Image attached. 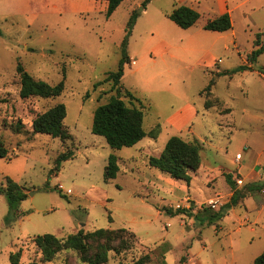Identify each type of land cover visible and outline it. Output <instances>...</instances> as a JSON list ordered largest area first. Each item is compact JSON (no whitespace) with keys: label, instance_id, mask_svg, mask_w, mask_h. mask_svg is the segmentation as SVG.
Returning <instances> with one entry per match:
<instances>
[{"label":"rangeland","instance_id":"obj_1","mask_svg":"<svg viewBox=\"0 0 264 264\" xmlns=\"http://www.w3.org/2000/svg\"><path fill=\"white\" fill-rule=\"evenodd\" d=\"M237 1L242 0H229L230 8ZM73 2L0 0V141L12 155L0 158V185L9 176L27 192L19 203L20 218L9 216L7 196L0 193V264H12L10 255L19 250V264H87L74 249L45 261L34 237L66 238L81 229L122 227L137 237L130 239V247L110 251L105 264H134L147 254L145 264H253L264 252V180L250 179L262 170L255 165L264 161V53L253 63L248 57L258 33L264 42V0L233 9L232 27L222 32L204 28L220 16L213 0L202 1L196 9L200 17L189 28L165 15L177 5L174 0H123L110 17L105 0L87 12H78ZM133 12L137 21L127 46L131 61L117 89L107 77L118 68ZM19 63L51 84L65 75L64 92L22 98ZM248 64L251 68L243 70ZM211 80L209 95L205 88ZM114 95L143 105L145 130L156 129L157 136L113 149L93 133L96 108ZM207 98L214 104L209 108ZM57 103L67 107V140L33 132L34 117ZM18 123L21 132L15 130ZM174 135L201 146L203 166L190 171V184L149 163ZM69 150L74 157L56 169L58 156ZM111 153L118 156L120 170L107 181ZM234 175L246 182L238 184ZM236 190L246 195L223 211L217 200L215 210L200 215L176 207L188 195L198 203L214 197L227 202Z\"/></svg>","mask_w":264,"mask_h":264},{"label":"trees","instance_id":"obj_2","mask_svg":"<svg viewBox=\"0 0 264 264\" xmlns=\"http://www.w3.org/2000/svg\"><path fill=\"white\" fill-rule=\"evenodd\" d=\"M108 3L106 15L110 17L115 10L120 6L123 0H105ZM149 0H145L146 4ZM168 17L173 20L178 26L182 28H189L193 26L200 17L199 11L188 6L180 5L175 7ZM137 21V14L133 12L127 23V34L121 44V59L116 71L108 74L107 80L113 81L115 88H120V81L124 75V68L127 63L131 61L127 51L128 39L132 33L134 25ZM205 29L225 31L232 27V19L229 12H225L220 16L209 20L205 24ZM261 34L258 33L256 39V48L248 57V62L253 63L257 58L264 53V42H262ZM251 65H244L243 70L250 69ZM17 73L20 76V96L28 98L31 96L41 97H57L65 90V75L64 78L56 84H51L45 80L36 79L26 68L19 63L17 65ZM215 81L211 80L205 90L212 92V86ZM99 84V83H97ZM117 88V89H118ZM127 94L135 100L141 102L131 91ZM209 97V96H208ZM212 99L207 98L205 103L209 108L214 104ZM216 105V104H215ZM143 105L137 106L133 101L130 105L126 103L118 95L112 96L108 102L98 106L94 113L92 131L95 134L106 138L108 144L113 149H120L123 147H130L137 144L146 136L156 137L158 130L152 129L147 132L144 127V110ZM67 116V107L64 103H57L47 109L46 111L37 114L32 121V128L34 133H46L61 140L71 138V133L66 127L64 120ZM17 132H21L22 124L18 123L15 126ZM74 157V151L69 150L61 153L57 158L56 169H59L63 160ZM0 158L11 159L9 149L0 141ZM201 146L198 142L187 141L183 137L174 135L169 138L164 150L159 156H151L149 163L159 168L162 172L168 174L174 179L185 180L190 183L192 175L190 171L197 170L201 165ZM120 170L118 163V156L111 153L108 159V164L105 170V180L114 179ZM231 176V175H230ZM57 188L63 190L61 187ZM0 193L7 196L10 206L9 216L23 215L19 209V203L27 198V192L23 185L18 183L11 177H7L6 184L0 185ZM238 194V191H233L230 200L222 204L219 208L221 211L230 208L233 204L238 203L246 194ZM192 205L187 207L177 208L178 211L194 214ZM169 212H173L172 208H167ZM210 210H215L211 206L202 205L195 215L207 213ZM137 237L136 233L129 228L122 227L117 229L99 228L94 231L85 232L83 229L76 233L69 234L66 238H59L55 234L45 233L34 237V242L40 249L45 261H51L59 252L64 249H74L78 252L82 262L87 264H105L109 260V252H120L123 248L130 247L131 238ZM164 257V252H161ZM21 253L20 250L11 253L10 259L12 264H19ZM185 257L182 258V261ZM149 260V254L139 258L134 264H145ZM165 263V261H164ZM119 264H124L120 262ZM166 264V263H165ZM253 264H264V252L257 256Z\"/></svg>","mask_w":264,"mask_h":264},{"label":"crops","instance_id":"obj_3","mask_svg":"<svg viewBox=\"0 0 264 264\" xmlns=\"http://www.w3.org/2000/svg\"><path fill=\"white\" fill-rule=\"evenodd\" d=\"M88 2H85V4H84V2H83V0H80V1H78V0H74V2H73V5H74V7L76 8V9H78V12H87V11H89V10H93L96 6H97V4H98V2H99V0H87ZM202 1L203 0H174V2L175 3H177V5L175 4V7H177V6H180V5H188V6H190V7H192V8H194V9H197V10H199L200 8V5H201V3H202ZM248 1H250V0H242L241 2H235V4H234V7L233 8H230V6H229V0H213V2L214 3H216V5H217V7L219 8V10H220V15L221 14H223V13H225V12H229V13H232V10L233 9H235L236 7H239L242 3H245V2H248ZM102 4V3H101ZM104 4V7L103 8H107L108 7V3H107V1H106V3H103ZM174 7V8H175ZM173 8V9H174ZM143 9H141V11H142ZM146 11V10H145ZM170 10H165V15L168 17V13H170L169 12ZM169 18V17H168ZM232 22H233V18H232ZM205 25V24H204ZM205 28V27H204ZM208 30V29H207ZM211 31H216V30H211ZM226 31V30H225ZM222 32V31H221ZM228 47V46H227ZM162 54L164 53V52H161ZM132 61H133V63H135V60L134 59H132ZM221 61V60H220ZM217 63V62H216ZM180 121H178V122H176L175 124H177V123H179ZM201 158H202V154H201ZM242 159V158H241ZM203 158H202V161H201V165H200V167L201 166H203ZM256 169H258V167H261L262 168V170H260V172L259 173H257V174H253L252 173V175L250 176V179H251V181H254L255 182V180H257V179H263L264 180V161L263 162H258L256 165ZM199 167V168H200ZM204 167L205 168H209L208 167V165H204ZM198 168V169H199ZM197 169V170H198ZM228 173H229V171H228ZM231 174V173H230ZM162 176V178H164L165 180H167V182L168 183H172V184H175V185H180V183H178V181H175V180H173V179H170V178H166V177H163V175H161ZM243 178V177H242ZM244 179V181H245V178H243ZM192 181V180H191ZM246 182V181H245ZM191 183V182H190ZM189 183V184H190ZM188 184V187L190 186ZM185 188H186V185H183ZM263 192H264V190H263ZM233 195V191H230V193H229V196L231 197ZM219 198H221V196H218ZM215 201V200H217V201H219V203L222 205V204H224L225 202L224 201H222L221 199H218L217 197H214V198H211V199H209L207 202L209 203L210 201ZM194 203V205L196 206H198V205H200V206H202L203 204H205V203H207L206 201H204V202H201V203H198V201L196 200V199H194L193 197H191V196H187V202L185 203V204H183V205H181V204H179V205H181L182 207H187V208H189L192 204L191 203ZM178 205V204H177ZM176 205V206H177ZM171 208V207H170ZM193 209H192V211L194 212V213H196L198 210H200L199 208L200 207H192ZM133 231V230H132ZM135 232V231H134ZM136 233V232H135ZM189 261H191V258L189 257L188 258V262ZM166 264H167V262H165Z\"/></svg>","mask_w":264,"mask_h":264},{"label":"built area","instance_id":"obj_4","mask_svg":"<svg viewBox=\"0 0 264 264\" xmlns=\"http://www.w3.org/2000/svg\"><path fill=\"white\" fill-rule=\"evenodd\" d=\"M242 158V154L241 153H238L237 155H236V160L237 161H240V159ZM234 180L238 183V184H244V179L242 178V177H240V176H237V175H234ZM62 188V187H61ZM210 206L212 207V208H216V204H215V202L212 200V201H210ZM177 208H180V207H182L181 205H177L176 206Z\"/></svg>","mask_w":264,"mask_h":264}]
</instances>
